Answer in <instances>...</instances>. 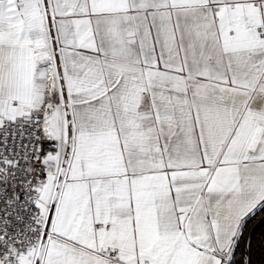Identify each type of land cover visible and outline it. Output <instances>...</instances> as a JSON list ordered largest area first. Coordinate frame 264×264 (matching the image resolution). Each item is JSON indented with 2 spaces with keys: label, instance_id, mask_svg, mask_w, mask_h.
Instances as JSON below:
<instances>
[{
  "label": "snow or ice",
  "instance_id": "6c2138e0",
  "mask_svg": "<svg viewBox=\"0 0 264 264\" xmlns=\"http://www.w3.org/2000/svg\"><path fill=\"white\" fill-rule=\"evenodd\" d=\"M0 264H264V0H0Z\"/></svg>",
  "mask_w": 264,
  "mask_h": 264
}]
</instances>
